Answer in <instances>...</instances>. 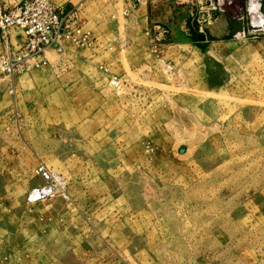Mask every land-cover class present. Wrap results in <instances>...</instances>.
<instances>
[{
	"label": "rangeland",
	"instance_id": "obj_1",
	"mask_svg": "<svg viewBox=\"0 0 264 264\" xmlns=\"http://www.w3.org/2000/svg\"><path fill=\"white\" fill-rule=\"evenodd\" d=\"M245 1L216 13L236 26L206 43L195 10L185 38L66 41L0 76V264H264V35L233 39ZM33 139L69 201L26 202Z\"/></svg>",
	"mask_w": 264,
	"mask_h": 264
},
{
	"label": "built area",
	"instance_id": "obj_2",
	"mask_svg": "<svg viewBox=\"0 0 264 264\" xmlns=\"http://www.w3.org/2000/svg\"><path fill=\"white\" fill-rule=\"evenodd\" d=\"M122 1L126 4L122 14L128 17L148 0ZM176 1L186 3L191 0ZM231 2L232 0H217L212 4L211 11L226 13ZM241 11V16L236 20L243 22V27L234 33L233 39L246 41L263 36L264 0H246ZM12 28L21 30L24 43L21 46L9 44L0 54V76L10 78L23 72L31 59L41 57L47 50L57 48L65 41L78 49L93 48L96 42L94 34L84 30L74 10L66 12L53 0H21L9 6L4 0H0V33L7 38ZM199 31L204 33L202 26L199 27ZM41 64L45 65L46 61L39 60L35 65ZM111 84L115 89H121L124 82L121 78L114 77ZM35 176L41 183L27 195L26 202L29 205L44 203L57 197L69 201L68 183L62 174L40 163L35 170Z\"/></svg>",
	"mask_w": 264,
	"mask_h": 264
},
{
	"label": "crops",
	"instance_id": "obj_3",
	"mask_svg": "<svg viewBox=\"0 0 264 264\" xmlns=\"http://www.w3.org/2000/svg\"><path fill=\"white\" fill-rule=\"evenodd\" d=\"M196 1L192 5L176 7L173 0H148L145 5H141L130 16L125 17L122 12L126 8V4L122 0H81L80 8L76 11V14L82 26L91 28L92 31L90 32L94 34L96 39L94 47L96 45L99 47L109 45L117 47L127 46L129 48L141 46L139 44L140 38L142 39V36L147 35L149 31H154L161 35L166 33L171 38H185L186 30H188L186 29L187 20L193 16L195 10L200 11L205 20H208L204 35L218 38L229 35L231 25L233 27L236 26V22L231 24V20L229 22L222 15H217L211 11L212 4L217 0ZM71 3L69 2L65 7L57 5V3L56 5L68 12L74 10ZM194 5L197 9H195ZM206 14L208 18H206ZM96 32L99 35L96 36ZM8 33L9 36L7 38H4L0 33V54L9 44L21 46L24 43V38H22L21 34L17 39L19 42L14 43L10 31ZM67 150L66 144H63L62 150L56 148L54 150L55 157L66 160L68 158ZM49 151H52V149ZM31 159L32 162H34L33 159H36L38 164L33 170V184L28 190V194L41 183L40 179L35 176V170L41 162L39 161V146L37 145L36 147L34 139L32 140Z\"/></svg>",
	"mask_w": 264,
	"mask_h": 264
},
{
	"label": "trees",
	"instance_id": "obj_4",
	"mask_svg": "<svg viewBox=\"0 0 264 264\" xmlns=\"http://www.w3.org/2000/svg\"><path fill=\"white\" fill-rule=\"evenodd\" d=\"M190 27V31L193 33V38L195 40V42L200 43L203 41V43H206L207 40L211 41L212 39L204 34H200L198 30H196L195 26L191 24H189Z\"/></svg>",
	"mask_w": 264,
	"mask_h": 264
}]
</instances>
